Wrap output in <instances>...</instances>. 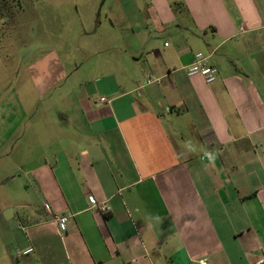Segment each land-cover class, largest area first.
Masks as SVG:
<instances>
[{"label":"crops","instance_id":"1","mask_svg":"<svg viewBox=\"0 0 264 264\" xmlns=\"http://www.w3.org/2000/svg\"><path fill=\"white\" fill-rule=\"evenodd\" d=\"M117 3L97 73L63 92L52 155L16 150L28 186L1 241L15 264H253L264 257V0ZM196 54L212 83L186 75ZM77 69L50 63L32 88L43 97ZM11 98L0 156L29 134Z\"/></svg>","mask_w":264,"mask_h":264},{"label":"rangeland","instance_id":"2","mask_svg":"<svg viewBox=\"0 0 264 264\" xmlns=\"http://www.w3.org/2000/svg\"><path fill=\"white\" fill-rule=\"evenodd\" d=\"M118 2L123 10L131 7L132 2L144 10L143 0ZM4 3L7 9L4 24L0 19V113L3 107L15 104V99L11 98L14 92L20 96L27 112L21 131L28 132L30 127L27 138L23 137L16 146L14 137L5 145L10 158L3 152L0 156V264H15L16 251L11 246L10 249L5 247L1 239L17 232L16 194L21 192L25 198L23 192L28 186L25 178L16 174V171L22 172L16 150L31 149L39 156L52 155L61 138L58 128L63 124L59 118L65 107L61 98L63 92L75 80L97 73L91 68L105 59L107 51H101L99 47L105 42L102 38L109 39L110 35V25L105 19L112 7L119 5L117 0H5ZM126 11L129 13L130 9ZM50 63L61 65L67 71L77 63L80 69L67 85L63 86L61 82L57 89L38 97L32 84L38 88L39 79L46 78ZM8 99L14 104L11 105ZM4 128V134H7L11 126ZM27 140L30 143L24 147Z\"/></svg>","mask_w":264,"mask_h":264},{"label":"built area","instance_id":"3","mask_svg":"<svg viewBox=\"0 0 264 264\" xmlns=\"http://www.w3.org/2000/svg\"><path fill=\"white\" fill-rule=\"evenodd\" d=\"M186 75L188 77L199 75L203 77L207 84L212 83L216 78V69L209 65L208 60L202 54H196L192 60V62L185 69ZM147 85L158 82L157 79H153L151 76H148ZM101 102L106 101L105 98H100ZM101 210L109 211V207L106 204L100 206ZM66 216H61L56 219L58 225H64L66 223ZM253 264H264V257L258 259Z\"/></svg>","mask_w":264,"mask_h":264},{"label":"trees","instance_id":"4","mask_svg":"<svg viewBox=\"0 0 264 264\" xmlns=\"http://www.w3.org/2000/svg\"><path fill=\"white\" fill-rule=\"evenodd\" d=\"M3 1H5V0H3ZM5 8V3H0V19H2V18H4L5 16H4V10H6V8Z\"/></svg>","mask_w":264,"mask_h":264},{"label":"flooded vegetation","instance_id":"5","mask_svg":"<svg viewBox=\"0 0 264 264\" xmlns=\"http://www.w3.org/2000/svg\"><path fill=\"white\" fill-rule=\"evenodd\" d=\"M2 2L4 3L5 1H3V0H2V1H0V3H2ZM5 8H6V6H5ZM5 8H4V9H5ZM6 10H7V9H6ZM4 11H5V10H4ZM3 20H4V18H2V19H1V23H3V24H4Z\"/></svg>","mask_w":264,"mask_h":264}]
</instances>
